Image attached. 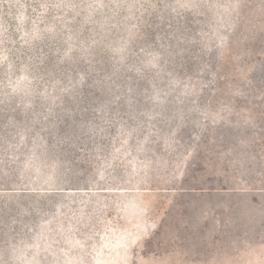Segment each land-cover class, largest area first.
Returning a JSON list of instances; mask_svg holds the SVG:
<instances>
[{"label": "rangeland", "instance_id": "rangeland-1", "mask_svg": "<svg viewBox=\"0 0 264 264\" xmlns=\"http://www.w3.org/2000/svg\"><path fill=\"white\" fill-rule=\"evenodd\" d=\"M0 264H264V0H0Z\"/></svg>", "mask_w": 264, "mask_h": 264}, {"label": "trees", "instance_id": "trees-1", "mask_svg": "<svg viewBox=\"0 0 264 264\" xmlns=\"http://www.w3.org/2000/svg\"><path fill=\"white\" fill-rule=\"evenodd\" d=\"M20 20H21V22H23L24 21V17L20 18ZM35 36L38 37V34H35Z\"/></svg>", "mask_w": 264, "mask_h": 264}]
</instances>
